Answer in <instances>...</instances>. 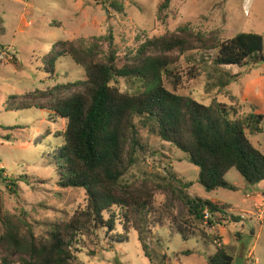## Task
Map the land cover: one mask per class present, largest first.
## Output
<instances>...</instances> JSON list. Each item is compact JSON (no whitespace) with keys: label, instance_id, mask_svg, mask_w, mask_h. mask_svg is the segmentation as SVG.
<instances>
[{"label":"rangeland","instance_id":"374dc122","mask_svg":"<svg viewBox=\"0 0 264 264\" xmlns=\"http://www.w3.org/2000/svg\"><path fill=\"white\" fill-rule=\"evenodd\" d=\"M118 1L124 5L123 11L116 10L112 0H0V169L4 168L0 175V233L11 221L22 232L31 229L36 236L46 237L55 225L71 222L87 207L83 188L59 184L53 150L62 143L58 134L66 129L67 119L43 109L58 98L83 92L84 85L76 82L87 79L84 68L67 55L59 57L55 70H49V53L58 40L89 46L95 37L112 38L101 40L100 46L106 54L110 49L115 51L121 67L132 61L146 38L173 33L181 26L190 25L204 34L220 30L222 41L240 32L264 35V0H172L166 21L158 18L162 0ZM217 54V50L202 48L168 52L172 63L171 76L165 77L166 87L203 104L218 100L236 105L239 117L255 112L253 105L235 95L240 94L239 81L233 82L239 76L235 74L239 67L217 66ZM221 81L229 84L222 86ZM62 84L67 87L59 89ZM118 86L131 91L134 85L122 78ZM262 127V132L249 136L264 153V121ZM138 136L143 147L122 180V189L136 192L134 196L148 189L153 196L152 212L146 209L144 213L151 229L146 241L158 258L155 261L159 263L165 255L166 264H208L209 256L215 253L216 246L195 226L182 222L189 213L179 195L191 192L230 203L231 213L240 220L223 214H213L210 219L232 236L240 235L227 246L236 258L245 254L247 264H264V222L251 218L247 197L262 193L264 181L251 185L233 168L226 179L236 190L207 191L198 181L199 167L185 152L139 123ZM11 178L16 185L9 181ZM189 182L193 183L191 189ZM112 210L121 215L114 231L91 228L88 235L78 231L74 236V263L154 264L145 255L138 230L133 229L127 240L117 242L124 233V213L130 214V219L134 216L127 207ZM137 224L133 220L130 226ZM179 227L186 230V235H194L183 238L177 233ZM201 227L210 228L207 223ZM250 251L253 255L248 258ZM24 257L0 247V264H24Z\"/></svg>","mask_w":264,"mask_h":264},{"label":"trees","instance_id":"16d2710c","mask_svg":"<svg viewBox=\"0 0 264 264\" xmlns=\"http://www.w3.org/2000/svg\"><path fill=\"white\" fill-rule=\"evenodd\" d=\"M171 2L162 0L158 11L160 20L168 19ZM111 3L116 10H124L122 2L112 0ZM104 9L108 10L106 4ZM219 32L204 34L186 25L167 35L146 38L132 61L121 67L117 64L116 52L110 49L106 54L100 46L101 40L112 38L95 37V42L89 46L58 40L49 53V70H55L59 57L67 55L84 68L87 79L76 82L84 85L83 92L58 98L43 109L55 117L67 119L66 129L58 134L62 143L53 150L59 184L64 188H83L87 194V207L71 222L55 225L46 237L36 236L31 229L22 232L16 224L6 222L0 233V247L25 256L24 264H75L71 247L77 232L88 235L91 228L114 231L121 215L112 209L120 206L127 207L134 218L130 219V214L124 213V233L117 242L127 240L129 233L136 229L151 263L166 264L165 255L159 263L155 261L158 258L151 252L150 242L146 241L151 236V229L144 210L152 212L151 192L141 189L134 196L136 192L122 189V180L129 167L136 163L137 152L143 147L138 136V123L185 152L190 162L199 167L198 181L207 191L236 190L237 187L226 179L233 168L251 185L264 181V153L249 136L263 131L264 113L253 111L239 117L236 105L218 100L203 104L190 96L177 94L165 85V77L171 76L172 61L168 52L173 50L183 53L196 48L217 50L214 59L217 66L244 67L264 62V35L240 32L222 41ZM122 78L134 85L131 91H123L118 86ZM219 84L226 86L229 81ZM66 87L64 84L58 86L59 89ZM3 171L4 168L0 169V175ZM9 181L16 185L14 179ZM179 198L189 213L182 222L195 226L216 246L208 264H233L236 257L221 237L201 227L206 223L210 228L215 226L205 217L207 209L230 215L227 206L191 192L181 194ZM230 217L236 221L241 219L234 214ZM133 220L138 223L134 227L130 226ZM185 232L179 227L177 233L185 239L194 235V232L189 235Z\"/></svg>","mask_w":264,"mask_h":264},{"label":"crops","instance_id":"0c3cea01","mask_svg":"<svg viewBox=\"0 0 264 264\" xmlns=\"http://www.w3.org/2000/svg\"><path fill=\"white\" fill-rule=\"evenodd\" d=\"M28 3L30 4V2ZM244 67H239V72L237 71L235 72V74H239V76L233 82L239 81V85H240V88H239L240 94L235 92V95L242 98L244 101H248L251 105H253L256 108L255 112L264 113V62L253 64V65H247V68H244ZM214 191H217V190H214ZM263 192L256 193L253 195L250 194L247 196L248 205H249L248 212L249 214H251V218L257 219L259 222H261V224L264 222ZM204 198H207V197H204ZM207 199H210L213 202H216L219 204H225L227 206L226 208L227 211L230 213L229 216H231L232 208L230 207L231 206L230 203H228L227 201L223 199H217V198L216 199L207 198ZM216 214L219 215L222 213L218 212ZM207 231L209 233L213 232V233L218 234L221 237L223 244H225L226 246H228L229 242L231 240H234V238L236 239L240 238V235L236 233L234 236H232V234L229 233L228 229H226L223 226L222 227L214 226L212 228H209V230L207 229ZM252 255H253V251H250L248 258ZM243 258H244L245 263L247 264L245 254Z\"/></svg>","mask_w":264,"mask_h":264},{"label":"water","instance_id":"95a60500","mask_svg":"<svg viewBox=\"0 0 264 264\" xmlns=\"http://www.w3.org/2000/svg\"><path fill=\"white\" fill-rule=\"evenodd\" d=\"M233 264H246L244 261V258L239 256L236 258L235 262Z\"/></svg>","mask_w":264,"mask_h":264},{"label":"built area","instance_id":"2783aa9c","mask_svg":"<svg viewBox=\"0 0 264 264\" xmlns=\"http://www.w3.org/2000/svg\"><path fill=\"white\" fill-rule=\"evenodd\" d=\"M218 212H210L208 209L205 211V216L206 218L210 219L212 217L213 214H216Z\"/></svg>","mask_w":264,"mask_h":264}]
</instances>
